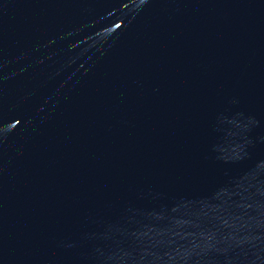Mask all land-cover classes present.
Returning a JSON list of instances; mask_svg holds the SVG:
<instances>
[{
	"label": "water",
	"instance_id": "obj_1",
	"mask_svg": "<svg viewBox=\"0 0 264 264\" xmlns=\"http://www.w3.org/2000/svg\"><path fill=\"white\" fill-rule=\"evenodd\" d=\"M0 264H264V0H0Z\"/></svg>",
	"mask_w": 264,
	"mask_h": 264
}]
</instances>
